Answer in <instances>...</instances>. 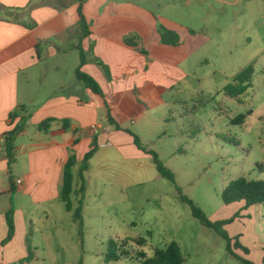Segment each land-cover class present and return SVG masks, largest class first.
I'll list each match as a JSON object with an SVG mask.
<instances>
[{
    "label": "crops",
    "instance_id": "1",
    "mask_svg": "<svg viewBox=\"0 0 264 264\" xmlns=\"http://www.w3.org/2000/svg\"><path fill=\"white\" fill-rule=\"evenodd\" d=\"M153 1L158 6L164 2L184 8L194 1L202 6L208 2L215 26L220 25L221 15L227 16L232 27L242 21L245 45L254 48L249 62L255 73L249 88L236 99L252 89L262 90V82L255 88V77L258 66L264 74V0ZM79 4L78 0H0V264L40 262L39 249L31 239L35 223L43 232L50 222L58 228L71 215L75 221L60 198L64 166L72 151L80 164L97 138L99 148L85 172V203L99 176L92 171V161L100 149L109 146L125 159L152 158L135 144L133 134L141 137L133 125L149 119L147 99L155 104L157 96L184 80L188 74L182 70L183 60L193 46L202 45V36L194 29L160 17L181 40L178 45L163 42L159 18L138 0H86L82 13L90 33L83 36ZM80 49L85 58L81 70L100 84L104 95L94 93L77 78ZM66 68L69 72L64 77ZM109 113L121 130L109 121ZM49 118L56 119L49 129H39ZM17 127L23 129L15 141L16 161L9 165L5 136ZM99 171L103 173L102 168ZM60 203L68 214L54 216L51 213ZM11 212L15 235L3 247ZM52 233L46 237L51 238ZM16 238L21 240L18 247ZM28 240L34 253L31 261L26 260ZM260 244L264 242L260 240ZM100 257L111 263L105 261V254Z\"/></svg>",
    "mask_w": 264,
    "mask_h": 264
},
{
    "label": "rangeland",
    "instance_id": "2",
    "mask_svg": "<svg viewBox=\"0 0 264 264\" xmlns=\"http://www.w3.org/2000/svg\"><path fill=\"white\" fill-rule=\"evenodd\" d=\"M138 1L153 9L159 24L164 26L160 17L169 18L202 36V45L193 46L181 64L188 75L157 96L155 104L147 99L149 119L133 125L143 146L158 154L176 182L163 177L152 158L125 159L115 149L103 147L92 161V171L99 176L87 195L84 225L72 221V215L58 228L50 222L43 232L35 223L31 239L40 257L35 264H106L100 256L108 253L110 240L118 244L122 256L120 262L110 264H142L173 241L181 246L183 264H244L228 251L226 239L193 216L177 187L210 220L234 218L223 229L248 250L233 248L234 252L254 264H264V245L260 244L264 242V204L249 209L244 202L226 205L222 200L224 189L239 177L264 180V85L241 99L226 93L235 75L250 64L249 52L254 49L245 45L243 23L229 26L227 16L221 15L220 25L215 26L208 2L202 6L194 1L184 8ZM73 56L77 58L76 53ZM70 60L72 65L73 57ZM258 68L255 88L264 84ZM63 72L65 77L69 68ZM240 115L245 118L237 120ZM51 214L68 213L60 203ZM9 230L8 225L3 247L11 241L4 243ZM140 238L146 240L144 245L136 242ZM20 242L16 238L14 245Z\"/></svg>",
    "mask_w": 264,
    "mask_h": 264
},
{
    "label": "trees",
    "instance_id": "3",
    "mask_svg": "<svg viewBox=\"0 0 264 264\" xmlns=\"http://www.w3.org/2000/svg\"><path fill=\"white\" fill-rule=\"evenodd\" d=\"M79 4V14L80 20L79 25L82 30L83 36H88L89 23L85 16L82 13V6L86 0H78ZM159 31L163 38V42L178 45L180 43L179 35L167 29L165 26L159 24ZM81 51V64L77 68L76 75L77 78L85 83L87 88L91 89L94 93L99 95H104L103 89L100 84L89 74L83 72L82 66L85 64L84 53ZM255 73V68L253 64L246 66L242 69L236 76L234 83L230 84L226 88V93L232 98H238L249 88L253 76ZM244 115L237 117V120L244 119ZM55 118H49L46 121L39 124V129L47 131ZM109 121L115 125V128L121 130L122 127L110 116ZM68 126V123H65ZM22 127H17L16 129L8 132L5 136V149L7 157L9 160V165H12L16 161V146L15 141L18 133L22 131ZM135 144L145 153L152 156L158 172L165 178H168L172 182H176L175 175L167 169L164 164L161 162L158 154L151 149H147L143 146L140 138L137 135H134ZM99 148L97 138L92 142L91 148L84 156L83 161L79 164L77 155L72 151L68 161L64 166L63 173V183L60 191V198L64 202L65 207L68 211L73 213L75 220L82 227L84 225V208H85V199H86V179L85 172L89 169V162L96 154ZM79 165L77 174L75 173V167ZM261 167V166H260ZM263 167V166H262ZM181 197L186 201L192 208V213L195 218H197L205 227L213 229L219 235H221L227 241V249L230 253L234 254L238 259H240L244 264H254L253 262L242 258L237 255L234 249L242 248L245 252L248 250L238 241L233 242L232 238L228 233L223 229L226 224L231 223L234 218L230 220L223 221H212L210 220L205 212L197 206L190 198L182 194L181 188L177 187ZM222 200L226 205H231L234 203L244 202L246 207L261 205L264 204V180H255L249 179L248 177L242 176L238 179L232 181L223 191ZM8 225L10 227L9 236L4 241V243L12 240L15 234V223L12 216V212L8 214ZM136 242L140 245H144L146 240L143 238L137 239ZM29 255L26 258L27 261H31L34 257V253L29 246ZM122 256L118 253V244L114 240H110L108 244V253L105 255L106 262H117L121 260ZM185 262L181 246L176 242H171L165 249L156 250L153 257L146 258L142 264H183ZM82 264V261L80 262Z\"/></svg>",
    "mask_w": 264,
    "mask_h": 264
},
{
    "label": "built area",
    "instance_id": "4",
    "mask_svg": "<svg viewBox=\"0 0 264 264\" xmlns=\"http://www.w3.org/2000/svg\"><path fill=\"white\" fill-rule=\"evenodd\" d=\"M2 149V147L0 146V150ZM20 182V181H19Z\"/></svg>",
    "mask_w": 264,
    "mask_h": 264
}]
</instances>
